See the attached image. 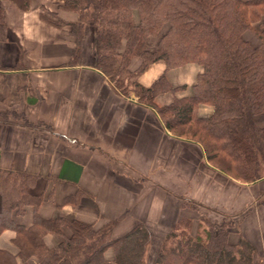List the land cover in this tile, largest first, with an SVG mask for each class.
<instances>
[{
    "label": "crops",
    "instance_id": "1",
    "mask_svg": "<svg viewBox=\"0 0 264 264\" xmlns=\"http://www.w3.org/2000/svg\"><path fill=\"white\" fill-rule=\"evenodd\" d=\"M62 3L29 0L23 9L13 0H0V168L38 175L32 192L43 197L37 209L28 205L22 214L14 212V220L29 226L38 212L95 228L115 221L114 238L143 223L152 237L149 264L182 217L193 220L194 230L202 218L227 221L229 240H248L255 261L264 264V176L246 182L223 173L199 143L174 136L153 108L119 94L97 68L96 29L90 24L80 62L73 64L71 27L48 20L78 19ZM166 30L165 25L149 35L145 48L155 50ZM140 64L134 57L129 68ZM202 70L196 62L168 68L157 60L137 81L150 87L164 76L172 89L155 97L164 106L192 95ZM213 113L207 104L198 110L203 118ZM79 190L83 193L75 199ZM63 231L70 234L68 228ZM15 236L13 229L3 231L0 248L17 253ZM62 239L60 233L44 236L49 248ZM105 259L117 264L112 247Z\"/></svg>",
    "mask_w": 264,
    "mask_h": 264
},
{
    "label": "trees",
    "instance_id": "2",
    "mask_svg": "<svg viewBox=\"0 0 264 264\" xmlns=\"http://www.w3.org/2000/svg\"><path fill=\"white\" fill-rule=\"evenodd\" d=\"M13 1L29 7V0ZM61 1V7L77 12L78 19L48 20L71 27L73 64L80 62L85 26L90 24L96 29L97 68L119 94L153 108L174 136L199 143L207 160L223 173L246 182L264 176V0ZM165 25L158 47L146 49L147 37ZM247 30L259 43L245 37ZM137 56L141 64L130 70ZM157 60L168 68L200 64L203 70L194 93L159 106L157 94L172 89L165 77L150 87L137 81ZM203 104L214 108L207 118L198 115ZM37 180L36 174L0 168V235L15 230L13 243L18 248L17 253L0 248V264H32V259L37 264H105L110 247L117 264H149L152 237L143 223L118 238L112 236L115 221L95 228L78 219L46 218L35 212L31 225L17 223L14 212L22 214L28 205L37 209L43 200L32 192ZM82 193L79 190L74 198ZM229 227V222L202 218L194 230L193 220L182 217L163 239L152 264H260L248 240H229ZM48 233H60L63 239L49 248L44 242Z\"/></svg>",
    "mask_w": 264,
    "mask_h": 264
},
{
    "label": "rangeland",
    "instance_id": "3",
    "mask_svg": "<svg viewBox=\"0 0 264 264\" xmlns=\"http://www.w3.org/2000/svg\"><path fill=\"white\" fill-rule=\"evenodd\" d=\"M246 34H244L245 35V37H250L251 39H253L254 41L257 39V37H256V34L253 32H251V30H247L246 32H245ZM256 38V39H255ZM249 40V39H248ZM183 139V138H182ZM212 164V163H211ZM213 166H215L214 164H212ZM216 167V166H215ZM227 222V221H226ZM228 223V222H227ZM150 252H151V250H150ZM150 252H149V254H150Z\"/></svg>",
    "mask_w": 264,
    "mask_h": 264
}]
</instances>
